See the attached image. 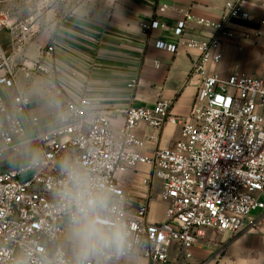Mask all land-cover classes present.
<instances>
[{"label":"built area","instance_id":"built-area-1","mask_svg":"<svg viewBox=\"0 0 264 264\" xmlns=\"http://www.w3.org/2000/svg\"><path fill=\"white\" fill-rule=\"evenodd\" d=\"M3 1L0 32H15L11 51L0 41V264H76L77 254L71 256L63 244V224H70L74 211L63 196L68 183L64 166L69 162L91 178L93 191L107 201L108 217L122 225L125 234L121 248L90 257V264L135 255L150 264L167 263L173 248L177 264H193V248L206 229L235 234L245 226L264 225V78L242 72L224 77L207 69L223 60V42L237 37L228 19L249 18L239 4L229 3L228 14L219 22L198 20L213 30L207 40L185 39L180 23L174 28L179 44L156 43L170 52L178 45L200 51L191 70L199 88L188 118L173 117L166 100L153 107L132 105L115 132L110 114L96 109L86 94L67 102L49 129H39L38 116H31L28 128L24 116L32 99L19 87L13 57L34 35L47 1L27 0L31 13L17 23L2 10ZM159 25L154 20L150 28ZM54 53L49 44L36 61L23 64L25 77L33 81L48 75ZM137 85L133 79L130 87ZM169 120L182 125L181 138L172 147L144 153L139 124L161 129ZM30 146L36 147L33 158L11 169L1 166L7 152ZM141 164L150 166L151 177L162 184V198L168 203L163 222H150L148 202L137 200L118 180L119 174Z\"/></svg>","mask_w":264,"mask_h":264},{"label":"crops","instance_id":"crops-1","mask_svg":"<svg viewBox=\"0 0 264 264\" xmlns=\"http://www.w3.org/2000/svg\"><path fill=\"white\" fill-rule=\"evenodd\" d=\"M46 1L45 12L35 23L34 35L23 51L13 57L19 87L32 99L24 116L28 128L31 115L40 117V130L49 129L67 102L85 94L96 109L110 114L115 132L124 122L125 110L132 105L153 107L157 101L166 100L171 103L173 117L188 118L199 88V79L191 77V70L200 51L178 45L175 52H170L157 48L156 43L179 44L180 37L174 28L180 23L185 26V39H209L213 30L200 25L198 20H223L229 3L239 4L249 18L228 19L237 37L223 42V60L218 65L209 64L207 69L226 77L235 72L253 74V70L264 67V0ZM154 20L160 25L151 29ZM14 32H0L7 51L13 48V43L8 42ZM49 44L55 48L54 61L48 62L49 74L30 81L21 66L36 61ZM133 79L138 81L135 88L130 87ZM8 93L11 96L13 91ZM136 131L144 140L141 150L149 154L156 147H172L181 138L182 125L169 120L163 128L156 129L141 123ZM32 149L36 151L35 146H30L7 152L1 166L14 168L18 162L29 159L27 153ZM118 180L137 200L148 202L150 222L166 219L168 203L162 198L161 182L151 177L150 166L138 165L119 174ZM63 228V244L75 257L77 249L70 224L64 223ZM193 254V264H264V225L245 226L235 234L206 229ZM102 264L150 262L135 255ZM158 264H177L176 248L171 250L167 263Z\"/></svg>","mask_w":264,"mask_h":264},{"label":"clouds","instance_id":"clouds-1","mask_svg":"<svg viewBox=\"0 0 264 264\" xmlns=\"http://www.w3.org/2000/svg\"><path fill=\"white\" fill-rule=\"evenodd\" d=\"M68 183L63 196L74 211L70 234L76 245V264H90V257L104 250L121 248L125 234L122 225L107 215L105 197L93 191L91 178L72 164L66 163Z\"/></svg>","mask_w":264,"mask_h":264},{"label":"rangeland","instance_id":"rangeland-1","mask_svg":"<svg viewBox=\"0 0 264 264\" xmlns=\"http://www.w3.org/2000/svg\"><path fill=\"white\" fill-rule=\"evenodd\" d=\"M26 1L27 0H4L2 4V10L9 15L10 19H12L13 21L17 23L21 19L25 18L31 13V11L27 8ZM6 30L11 33V29H6ZM0 41H1V38H0ZM8 43L12 45L13 38L9 39ZM1 44H2V41H1ZM252 73L264 77V67L262 69L258 68V70H255V71L253 70ZM29 117L31 118V115H29ZM30 151L31 152L27 153L31 156V157L29 156V159L33 158L37 153V151H34V149Z\"/></svg>","mask_w":264,"mask_h":264}]
</instances>
